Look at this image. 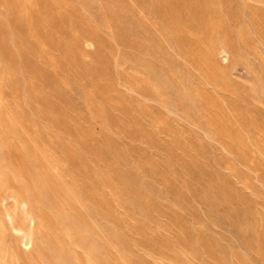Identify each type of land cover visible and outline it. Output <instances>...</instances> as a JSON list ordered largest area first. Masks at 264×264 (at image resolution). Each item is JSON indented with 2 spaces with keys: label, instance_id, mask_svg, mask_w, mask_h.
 Returning a JSON list of instances; mask_svg holds the SVG:
<instances>
[{
  "label": "rangeland",
  "instance_id": "rangeland-1",
  "mask_svg": "<svg viewBox=\"0 0 264 264\" xmlns=\"http://www.w3.org/2000/svg\"><path fill=\"white\" fill-rule=\"evenodd\" d=\"M11 196L6 264H264V0H0Z\"/></svg>",
  "mask_w": 264,
  "mask_h": 264
},
{
  "label": "bare ground",
  "instance_id": "bare-ground-1",
  "mask_svg": "<svg viewBox=\"0 0 264 264\" xmlns=\"http://www.w3.org/2000/svg\"><path fill=\"white\" fill-rule=\"evenodd\" d=\"M9 200L12 201V203H18L22 210V219L20 223L17 222L14 215L11 214L7 209H4L2 212H0V214L4 219L7 220L9 230L15 235L19 236L23 247L26 248V251H29L33 243V228L35 225L36 216L31 211L26 201L18 200L14 196L9 197ZM0 264L6 263L4 260H0Z\"/></svg>",
  "mask_w": 264,
  "mask_h": 264
}]
</instances>
